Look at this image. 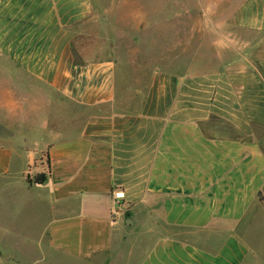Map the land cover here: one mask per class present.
Wrapping results in <instances>:
<instances>
[{
	"label": "crops",
	"instance_id": "0c3cea01",
	"mask_svg": "<svg viewBox=\"0 0 264 264\" xmlns=\"http://www.w3.org/2000/svg\"><path fill=\"white\" fill-rule=\"evenodd\" d=\"M97 1L0 0V210L58 214L0 264H264V0Z\"/></svg>",
	"mask_w": 264,
	"mask_h": 264
},
{
	"label": "rangeland",
	"instance_id": "374dc122",
	"mask_svg": "<svg viewBox=\"0 0 264 264\" xmlns=\"http://www.w3.org/2000/svg\"><path fill=\"white\" fill-rule=\"evenodd\" d=\"M124 7L126 9H133L138 8V5L136 4L135 0H123ZM98 14L102 15L103 17H106L107 15H113L115 19H120V13H121V0H98ZM134 3V4H133ZM143 7V6H140ZM147 7V6H146ZM213 6L205 7V12H211ZM148 8H153V6H148ZM192 9H188V11L193 12L194 14L200 13L202 10L198 7L191 6ZM148 11V10H147ZM120 21V20H119ZM105 22V21H104ZM128 23L127 21L124 22ZM133 23V22H132ZM131 23V24H132ZM119 24H122V22H119ZM148 26L146 28L153 30V27ZM129 28V31L136 36L138 33V27ZM202 28L205 27V21L202 20H179L177 22V28L179 31V37L178 39L180 42H184V45H186L187 37L186 34L189 35V33L186 31L191 30V28ZM215 26L213 22H210V28L213 29ZM213 39L210 38V41L208 45L204 46V49L206 51H209L210 53H214L213 48ZM136 44H134L135 46ZM195 47V46H193ZM193 47H190V50L193 49ZM181 51V49L179 48ZM186 54L189 56H192V52L188 53H182L184 57H186ZM2 210H0V255L6 254L12 255V254H22L27 253L28 251L36 252V246L35 245H27V244H20L18 242H15V240H18L17 238H26L30 237L33 239H38L43 235V232H45L44 226L49 222L52 221V219L58 215L57 213L53 212L51 206L47 205H41L37 201H30L25 206H23L22 210L16 213L15 217L17 220V226L16 229L18 230V236L19 237H12V234L10 233L7 226H9V222H11V208L10 205L7 204L6 207L2 206ZM84 210V209H83ZM78 215V214H75ZM82 217H89L91 215L89 212H82ZM127 220H125L126 222ZM129 233L131 237L134 238H140L139 232L140 229L138 227V224L136 223V226H132L128 228ZM51 264H68V259L65 257L57 256L55 260Z\"/></svg>",
	"mask_w": 264,
	"mask_h": 264
},
{
	"label": "trees",
	"instance_id": "16d2710c",
	"mask_svg": "<svg viewBox=\"0 0 264 264\" xmlns=\"http://www.w3.org/2000/svg\"><path fill=\"white\" fill-rule=\"evenodd\" d=\"M46 174L41 173L35 177V179H30V182L44 183L46 181Z\"/></svg>",
	"mask_w": 264,
	"mask_h": 264
},
{
	"label": "built area",
	"instance_id": "2783aa9c",
	"mask_svg": "<svg viewBox=\"0 0 264 264\" xmlns=\"http://www.w3.org/2000/svg\"><path fill=\"white\" fill-rule=\"evenodd\" d=\"M125 198V191L122 189L116 190L114 192V199L116 201H120L121 199Z\"/></svg>",
	"mask_w": 264,
	"mask_h": 264
}]
</instances>
